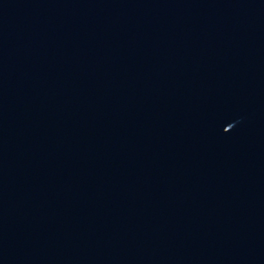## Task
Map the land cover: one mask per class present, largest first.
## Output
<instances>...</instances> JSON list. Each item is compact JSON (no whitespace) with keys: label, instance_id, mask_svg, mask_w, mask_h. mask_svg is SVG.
Here are the masks:
<instances>
[{"label":"water","instance_id":"water-1","mask_svg":"<svg viewBox=\"0 0 264 264\" xmlns=\"http://www.w3.org/2000/svg\"><path fill=\"white\" fill-rule=\"evenodd\" d=\"M0 264H264V0H0Z\"/></svg>","mask_w":264,"mask_h":264}]
</instances>
